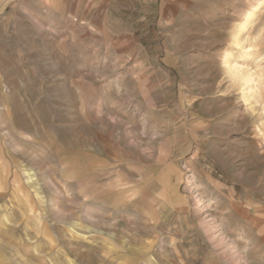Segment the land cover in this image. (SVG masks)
<instances>
[{"label":"rangeland","instance_id":"obj_1","mask_svg":"<svg viewBox=\"0 0 264 264\" xmlns=\"http://www.w3.org/2000/svg\"><path fill=\"white\" fill-rule=\"evenodd\" d=\"M0 0V264H264V0Z\"/></svg>","mask_w":264,"mask_h":264},{"label":"bare ground","instance_id":"obj_2","mask_svg":"<svg viewBox=\"0 0 264 264\" xmlns=\"http://www.w3.org/2000/svg\"><path fill=\"white\" fill-rule=\"evenodd\" d=\"M262 2H263V0H260V1H258L257 4L261 5V4H263Z\"/></svg>","mask_w":264,"mask_h":264}]
</instances>
